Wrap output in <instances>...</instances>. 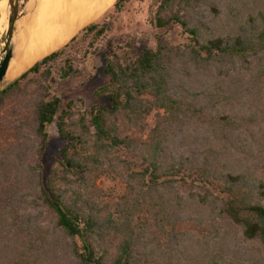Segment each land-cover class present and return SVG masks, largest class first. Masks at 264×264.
Here are the masks:
<instances>
[{
    "label": "trees",
    "instance_id": "obj_1",
    "mask_svg": "<svg viewBox=\"0 0 264 264\" xmlns=\"http://www.w3.org/2000/svg\"><path fill=\"white\" fill-rule=\"evenodd\" d=\"M142 4L149 36L113 38L110 18ZM102 41L109 104L62 106L52 68L72 75ZM0 111V264H264V0H115L1 89Z\"/></svg>",
    "mask_w": 264,
    "mask_h": 264
},
{
    "label": "rangeland",
    "instance_id": "obj_2",
    "mask_svg": "<svg viewBox=\"0 0 264 264\" xmlns=\"http://www.w3.org/2000/svg\"><path fill=\"white\" fill-rule=\"evenodd\" d=\"M29 2L30 0H19V10H23ZM145 10H147L145 4H142L140 6L134 5L132 8L133 13L128 18H132V21L131 23L126 24V27H124L123 23H121L120 17L116 21L114 18L111 17L110 20L112 24L115 25V28H113V26V29L111 31V35L113 36V38H117L115 34H117L118 32H122L123 30H128L130 26L132 30L138 27V30H141V32H138L139 35L142 34L143 36V34H145L149 36L151 32L150 27L147 24V14L145 13ZM6 26L7 25H3L1 27L0 25V52L4 45L3 42ZM175 35V33H171V36L172 38H174V40L178 39L179 41H183L182 39H179L180 37H175ZM134 44L135 46L140 48L141 46H151L152 43L150 41V37H148L147 41L136 39ZM95 48L97 49V51H94V53L92 51L94 50V48H92L91 51L86 53H84L82 48L80 51L73 53L72 61L73 67L76 71L66 78H63L61 75V61H58L52 68V79L50 81V84L52 86L51 92L57 94L61 98L62 106L69 99L75 101L76 104H78V100L81 99L83 101V109H88L90 105L95 103H102L104 105L109 104V100L106 94L97 95L95 92L96 89H98L100 86H103L107 82V76L103 72V58L105 55H107V44L104 41L98 42L96 43ZM13 77V79H11L12 77H9L8 79L10 80H6V82L10 83L12 80L15 79V76ZM1 113L2 111H0V114ZM47 132L49 134L48 140L45 151L41 158V162L44 166V176H46L49 172V168L55 161V158L58 155L59 146L61 145V141L58 136L56 126L54 124L48 127ZM100 184L103 188H115V191H118L120 189L116 182H113L112 180H109L107 178L100 180Z\"/></svg>",
    "mask_w": 264,
    "mask_h": 264
},
{
    "label": "bare ground",
    "instance_id": "obj_3",
    "mask_svg": "<svg viewBox=\"0 0 264 264\" xmlns=\"http://www.w3.org/2000/svg\"><path fill=\"white\" fill-rule=\"evenodd\" d=\"M115 0H40L21 19L16 53L5 75L13 79L37 58L63 46L79 29L97 19ZM0 25H6V0H0ZM18 74V75H17Z\"/></svg>",
    "mask_w": 264,
    "mask_h": 264
},
{
    "label": "water",
    "instance_id": "obj_4",
    "mask_svg": "<svg viewBox=\"0 0 264 264\" xmlns=\"http://www.w3.org/2000/svg\"><path fill=\"white\" fill-rule=\"evenodd\" d=\"M40 0H30L23 10H19V0H6V30L3 47L0 52V90L8 82L5 80L6 72L15 56L18 43V29L22 18L30 16L38 7Z\"/></svg>",
    "mask_w": 264,
    "mask_h": 264
}]
</instances>
